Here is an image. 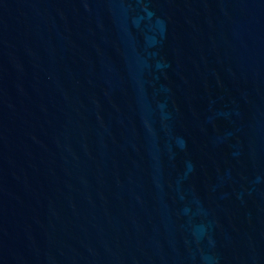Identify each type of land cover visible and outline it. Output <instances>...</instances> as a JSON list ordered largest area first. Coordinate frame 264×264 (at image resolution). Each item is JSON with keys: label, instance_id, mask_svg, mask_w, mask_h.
I'll list each match as a JSON object with an SVG mask.
<instances>
[{"label": "water", "instance_id": "water-1", "mask_svg": "<svg viewBox=\"0 0 264 264\" xmlns=\"http://www.w3.org/2000/svg\"><path fill=\"white\" fill-rule=\"evenodd\" d=\"M0 264H264V0H0Z\"/></svg>", "mask_w": 264, "mask_h": 264}]
</instances>
